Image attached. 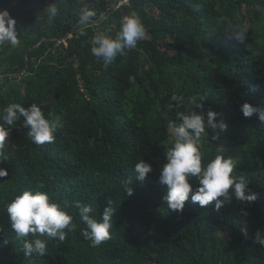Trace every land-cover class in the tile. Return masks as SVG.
<instances>
[{"label": "trees", "instance_id": "obj_1", "mask_svg": "<svg viewBox=\"0 0 264 264\" xmlns=\"http://www.w3.org/2000/svg\"><path fill=\"white\" fill-rule=\"evenodd\" d=\"M121 1L19 0L12 6L0 0L21 40L16 48L0 46V110L37 103L56 127L54 142L36 145L21 117L5 145L0 264H264V246L254 243L257 231L264 236V122L240 110L244 103L264 109V0ZM53 2L59 12L49 21L44 9ZM82 10L95 15L82 23ZM132 10L147 35L105 68L92 56L91 40L98 33L114 38L120 18ZM227 23L247 28L243 43L225 35ZM173 93L184 98L183 107L169 110ZM192 97L203 107L191 105ZM192 106L205 117L209 110L223 113L217 122L223 119L227 130L213 141L206 128L201 151L213 158L224 151L214 144L223 141L224 154L236 159L234 174L246 175L258 195L254 203L233 199L217 212L214 202L201 208L190 194L181 213L163 202L167 123ZM141 159L154 170L143 182L134 172ZM28 189L68 205L64 210L77 225L63 242L41 237L43 257L24 256L6 211ZM75 200L90 205L97 219L111 202L110 239L92 246L81 236Z\"/></svg>", "mask_w": 264, "mask_h": 264}, {"label": "clouds", "instance_id": "obj_2", "mask_svg": "<svg viewBox=\"0 0 264 264\" xmlns=\"http://www.w3.org/2000/svg\"><path fill=\"white\" fill-rule=\"evenodd\" d=\"M59 9L56 3L49 4L44 9V14L49 21L58 15ZM95 13L90 10H82L81 22H87ZM16 20L11 17L8 10H0V46L9 45L12 48L19 47L21 40L16 30ZM229 39L243 43L248 32L241 25L227 23L224 31ZM82 36L84 32L80 33ZM147 30L137 11L132 10L124 14L119 21V30L113 38L111 35L98 33L91 40V54L97 61H102L107 68L117 57L127 55V51L134 49L138 41L143 40ZM184 98L173 93L166 107L169 110L183 107ZM191 105L202 108L201 102H196V97L190 100ZM193 106L186 111H177L175 120L167 123L171 133V146L166 148L163 155L165 163L159 170V182L167 186V193L163 196V202L173 212H183L185 202L189 200L197 203L201 208L210 206L214 202V209L219 212L222 206L236 201L251 204L258 199V195L249 188L250 181L246 175H236V159L226 156L224 151L208 158L201 151L202 142L206 141L210 129L214 135L213 141L220 138V133L227 130V124L223 119V113L213 110L207 111L206 117L201 112L193 110ZM240 110L245 118L254 114L261 122H264V109L254 107L249 103L240 105ZM23 117L22 127L28 129L27 136L32 143L44 145L55 140V124L45 117L42 107L37 103H31L27 108L19 103H10L0 110V163L8 159L4 151L5 145L13 129L17 128V122ZM218 130V131H217ZM153 167L144 159L134 165L136 179L143 182L148 174L153 173ZM8 176V170L0 168V178ZM195 182V187L193 183ZM198 182V183H197ZM131 184L132 180H128ZM249 194L246 195L245 193ZM130 197L133 195L131 187L126 188ZM73 206L78 210L80 220L84 227L81 236L90 241L92 246H99L110 239L112 217L114 208L106 207L99 219L93 215V208L78 200L73 201ZM68 205L50 199L45 191L24 190L7 204L6 211L11 229L19 238L21 250L26 258L32 256L43 257L46 254V240L41 237L57 239L63 242L69 232L77 225L73 223V216L64 209ZM242 216L248 213L241 210ZM242 235L248 238V229L245 224L241 228ZM254 243L264 246V236L259 231L255 234Z\"/></svg>", "mask_w": 264, "mask_h": 264}, {"label": "rangeland", "instance_id": "obj_3", "mask_svg": "<svg viewBox=\"0 0 264 264\" xmlns=\"http://www.w3.org/2000/svg\"><path fill=\"white\" fill-rule=\"evenodd\" d=\"M9 1H10V4H11L12 6L18 4V2H19V0H9ZM126 2H127V0H123V1H121L120 5L125 4ZM214 145H215L217 148H219L220 150H224V151L226 150L223 141H219L217 144H214ZM225 152H226V151H225Z\"/></svg>", "mask_w": 264, "mask_h": 264}]
</instances>
